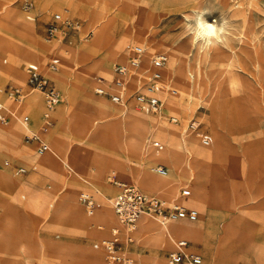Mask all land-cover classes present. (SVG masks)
I'll return each instance as SVG.
<instances>
[{
    "label": "rangeland",
    "instance_id": "1",
    "mask_svg": "<svg viewBox=\"0 0 264 264\" xmlns=\"http://www.w3.org/2000/svg\"><path fill=\"white\" fill-rule=\"evenodd\" d=\"M32 1L34 7L31 12H28L24 8L25 0H0V12L3 7L11 4L10 6L15 9V13L19 14L21 17H28L27 15H30V21L22 24V26L32 31L22 33L17 25L11 22L6 23L4 30H2V34L0 35V90L6 85L15 86L12 80L4 78H13L12 71L18 60L17 48L21 43L25 44L24 49L27 50L30 49V47H34L35 43H50L54 40H58V49L65 46L71 50H76L81 45H88L91 48V52L81 55L80 58H85L86 61L84 64L88 63L90 65L99 57L111 54L120 37L127 33L146 38L145 40L150 42L154 41L171 47L178 46L183 52V62L180 65L181 73L178 78L179 82L182 83L183 78L187 76L189 70L194 71L196 69H201L204 73L202 77L197 74L195 75L199 96L194 100L196 103L193 101V110L190 112H184L183 110L177 112V109H167L165 103L163 106V113L146 114L159 116L162 117L164 122L173 123L168 116L172 114L179 118V124H182L183 130L187 131V133L208 131L214 135L215 143L210 148L211 157L205 163L207 168L205 184L208 189V194L211 195L214 201L217 200L215 191H220V166L223 165V163L229 164V162L233 164L243 155L251 157V159L247 160L249 165L257 169L256 174L262 177V181L264 182V0ZM88 5L90 7H88ZM55 13H61L64 22L60 21L56 23L59 30L56 36H51L48 32V27L53 23ZM201 13H203L208 20H217L216 22L220 25L225 21L228 22L225 32L221 34L220 41H216V43L214 42L213 44H206L203 40L194 41L193 33L188 31V26L194 25L195 18L198 14L201 15ZM142 20L143 22L145 21L144 25L141 24ZM66 21L71 23L66 24ZM130 43L143 46L139 41L129 42L128 44ZM161 52L169 55L165 51ZM54 58L60 57L58 54L50 52L44 61H31L25 63V73H27V66L29 63L34 62L38 64L43 74L50 77L61 91L63 99L62 103L58 106H62L66 101L68 90L63 83L55 80L49 73V71H64L61 58L56 68L53 69L50 67V63ZM127 60L128 51L123 61L117 59L114 64ZM188 63H190L191 66ZM84 64L80 63L78 67L81 68ZM199 64L201 66H199ZM152 71L149 77L145 76L133 88L126 87V99L129 98L126 102L133 105L139 112L141 111L136 107L133 92L137 90L145 91L146 84L150 80ZM99 76H101V74H94L92 78L93 84L89 90L95 96L108 100L96 93L98 85L97 78ZM70 78V81H74V77L70 76ZM16 85L21 88H26V84L21 83L20 80L16 82ZM106 88L113 89V84H107ZM164 89H167V92L170 94L172 89H176L178 92L173 96H178L180 94V89L176 85H170L168 88L164 87ZM35 92H37V90H31L26 94L24 99L15 102H24ZM40 95L42 99H44L45 107L48 108L45 95L41 92ZM211 99H216L217 107L222 113L219 122H212L210 118H208L210 111L207 104ZM75 109L77 111H90V108L85 105L84 100L79 101ZM93 110L94 109H92V111ZM26 119H28L29 123L30 119L35 121V119L29 116H27ZM48 119H53L54 124L46 126L45 123ZM191 119L199 123L198 130H187V125ZM57 125L58 120L51 117V115H46L40 124L36 121L34 125L31 123L29 124L31 129L45 142L46 134L54 130ZM11 126L12 119L9 117H7V122L5 123L0 121L1 140H10L9 130ZM18 126L21 130V135L19 137L21 146H24L27 150H34V152L40 156L47 152L39 153L35 146L30 145V142H28L25 137L26 129L21 123H18ZM86 127V123L75 120V128L73 127V130H75L72 134V136L74 135L73 138L75 141L79 140L81 130L86 129ZM231 141H233V144H230ZM66 142L68 143V147L77 149L78 158H87L89 155L90 163L86 166V168H88L92 162L94 152L85 154L80 148H76L78 146L74 141L67 140ZM83 145L84 144L81 146ZM150 146L155 149L153 140ZM65 148L66 145L62 146V149ZM221 149H224V155L229 156V158H227V156L226 159L221 157V154H223ZM10 151L12 152L13 150ZM11 152L0 150V167L7 169L12 177H21L20 175L14 174L12 169L14 165H19L27 169L26 174L22 175L25 176L23 178L24 181L28 179L26 176L32 172V170H30L31 168L39 170L36 164H32L28 155L24 158H20L18 152ZM127 164L131 165L133 163L127 162ZM165 165L168 166V164ZM65 170L73 175H77L69 169ZM42 172L53 177V170L49 166H44ZM84 176L90 180L88 175L84 174ZM114 176L115 175L104 176L102 174L96 180L89 181L94 182L95 185L80 178L85 184L84 191H76L70 184L65 182L57 191H50L51 195L47 196V200L45 198L41 200L42 205L40 211L36 209V204L32 200L29 201L30 195L28 193L24 191H0V215L3 212V203L8 202L13 196L16 197L17 203L26 205L21 212L23 223L28 229L21 233V239L14 242V247L28 245L30 243L37 245L38 242L41 241L40 239H44L52 248H54L53 245L55 244L67 242L75 248L67 264H77L78 259L79 261L80 259L90 261L92 256L91 252L94 251H101L103 254L102 257L104 259L99 263L101 264L106 259V252L103 249H95L94 243L100 241L101 238L111 240L116 237L122 242L123 251L135 261L137 260V263L144 264L143 256L152 255H158L164 258L161 262L163 263L165 257L161 255H165L168 250H160L159 253H161V255L157 252L154 253V250H159L160 248H158L153 241H148L147 239L145 241L143 239L138 240L135 238L133 243H128L127 236L122 233L121 229L115 227H111L107 235L98 237L93 235L88 228H70L68 223L61 224L62 220L53 219V209L55 206H58L62 197H66L69 201L68 211L71 216L76 209H85L90 212L104 210L105 202L101 198L102 191L99 192L96 186L103 191L106 189L107 191L105 192L113 199L117 191H109L108 189H122V186H120V188L114 183L118 180ZM236 180L235 178L234 181L236 182ZM119 183L122 184L123 187L126 185L137 186L147 193L162 197L169 203H174L175 199H178L176 202L182 201V197L179 194L181 187L190 185L191 183L196 184L195 187L193 186V191L197 187L196 179H188L186 182L180 183L177 195L168 196L164 193L146 189L133 179L121 177ZM227 185L226 178L223 184V190H226ZM45 186L49 185L46 184ZM32 193L36 195L37 193H41V197L45 195L44 191H32ZM85 194L91 195L95 200H99L100 205L93 208L87 207L81 200V197ZM223 194V201L226 203V206L237 211V213L231 217L230 226L239 237H242L241 239L247 240L246 236L248 232H252L254 227H264L263 210L252 209L250 207L251 203H234L232 193L229 191H224ZM237 198L238 201L241 202L248 201L256 203L260 200L262 203L264 191L263 194L260 195L258 191H245L244 189H240ZM205 210L208 214L213 211L208 208V205ZM199 211L203 213L202 210ZM213 214H215L214 211ZM144 218L157 220L155 217L144 215L132 229V235H134L140 221ZM200 220L204 221L202 218ZM215 220L216 216L213 219V223ZM223 224L224 221H222V223L219 222L221 227ZM2 227V222H0V228ZM57 234L60 235L59 238L56 237ZM215 243L217 258L219 260L218 263L227 264V258L233 257L234 235L229 230L220 231V234H217ZM7 244L8 241L0 237V264H6L8 256L10 255L9 252L5 251ZM256 244L260 245L259 243ZM201 251L203 253L204 250L202 249ZM143 253L153 254L146 255ZM235 258L241 264H264V249L254 247L252 244L248 243L243 245L242 249L235 250ZM236 260L233 258L230 264H237ZM18 264L25 263L20 260Z\"/></svg>",
    "mask_w": 264,
    "mask_h": 264
},
{
    "label": "bare ground",
    "instance_id": "2",
    "mask_svg": "<svg viewBox=\"0 0 264 264\" xmlns=\"http://www.w3.org/2000/svg\"><path fill=\"white\" fill-rule=\"evenodd\" d=\"M10 5L3 7L0 12V35L2 34V30H4L6 23H9L8 17H10L11 13L15 12V9ZM88 7L90 6L88 5ZM27 16L30 17V15ZM198 16H200V14H198ZM203 19L208 23L215 22V26L217 28L220 27V24L216 22L217 20H208L204 15ZM21 22L25 24L27 18L22 19L19 25L16 23L13 24L17 25L22 33L26 31L32 32L31 30H26ZM144 23L145 21L143 22L142 20L141 24L144 25ZM58 30L59 28L53 36L57 34ZM145 39L146 38L137 37L133 34L127 33L120 37L111 54L99 57L91 65L88 63L84 64L86 59L80 58L81 55L91 52V48L88 45H81L76 50H71L65 46L58 49V40H54L50 43H35L34 47H30V49L27 50L24 49V43L19 44V47L17 48L18 60L12 71L13 77L17 70L20 69L21 65H25V63L31 61H44L48 54L53 52L58 54L61 58L64 71H49V73L55 80L65 85L68 90V95L66 99L64 98L66 101L62 106H58L56 110H50L45 107L44 99H42L40 91L30 95L24 102H15L5 94L0 93V103L7 108L9 112L8 117L12 119V126L9 130L10 141L13 143L12 146H14L17 151L21 146L19 143L21 130L18 123H21L23 119L29 116L40 124L46 115H51V117L58 120L57 127L45 136L46 142L52 144V146L42 156L36 154L34 150H28V156L30 157L32 164H36L40 171H42L44 166L51 167V165L56 162L58 163L59 161L63 165V168L75 172L79 178L95 185L94 182L89 181L96 180L102 175V173H100L101 169L108 165V167H111L115 172H120V177L133 179L146 189L157 191L158 193H164L168 196L177 195L180 183L186 182L188 179H196L197 187L195 188V191H204L207 172L205 163L211 157L210 148L212 145H203L199 132L189 134L187 131L183 130L182 124L166 123L162 117L152 116L144 112L141 113L137 111L133 105L126 102V87L133 88L145 76L149 77L150 72L154 68L152 58L161 51H165L169 54V61L167 65L162 68V84L167 88L170 85H176L180 89V94L178 96H173L168 93L167 89H163L159 93L160 97L164 100V105L166 103L167 109H177V112L181 110L184 112L192 111L193 101L199 96L195 75L197 74L202 77L204 73L201 69H196L194 71L189 70L187 76L183 78L182 83H180L178 78L181 73L180 65L183 62V52L181 48L178 46L171 47L169 45L159 44L154 41L150 42ZM135 41H139L143 44V60L139 66L132 68L126 77L123 90L125 100L121 104H118L92 94L89 88L93 84L92 78L94 74H101V76L97 78V81H99V78H104V87L109 83L113 84V66L115 61L117 59L123 61L127 53V44ZM214 42L216 43L215 39H213V43ZM80 63L84 64L81 68L78 67ZM188 64L190 65V63ZM199 66L201 65L199 64ZM70 76L74 77V81H70ZM20 81L25 84L24 80ZM98 86L99 85H97V87ZM81 100H88L89 102L97 104L98 110L93 117L91 116L82 120V122L86 123L87 127L86 129L81 130L79 140L75 141L73 138L74 135L72 136L75 130H73V127L75 128V120L81 121L75 117V106ZM207 106L210 111L208 118H210L212 122H219L222 113L217 107L216 99H211ZM30 109H32L33 112H30ZM37 110L39 111V115L35 113ZM104 124H106V126H104ZM108 125H111V128H109L110 126L108 127ZM28 127L31 129L29 125ZM115 129H118L117 131L122 137L121 146L125 152L124 160H108L103 154H101V152L95 150L92 162L88 168H81L77 162V160H79L77 149L68 147L65 151H62L54 146V144H56V139L61 136L65 137L66 141H74L78 146L76 148H80L79 146L84 144V141L87 139L91 141L93 140L97 143L93 142L87 144V146H89L88 148H92L94 144H99V138L107 135V133L112 134V130ZM1 138L2 136L0 133V140ZM155 138L163 141V149L157 150L151 148L150 145ZM133 147H136L139 151L136 152L132 150ZM221 151L223 153L224 149H221ZM226 156L227 155H224V153L221 154V157L224 159H226ZM227 158H229V156H227ZM127 162L133 164L128 165ZM158 163L163 165L168 164L169 167L165 165L168 168L166 175H160L155 171V167ZM226 166L227 164L223 163L222 167L225 168ZM84 174L88 175L90 180L87 179ZM118 185L123 188L122 184L118 183ZM96 189L99 192L102 191L101 198L105 202L104 210L90 212L81 209V214L78 217V220H76L75 218H71L73 216H71L68 211L69 202L62 201L64 198L62 197L58 206H55L53 209V219L62 220L61 224L68 223L70 228H88L92 234H96L99 237L107 235L110 232L111 227L121 229L125 236L129 234L132 235V231L130 233L127 227L116 216L112 204L113 199L107 192H105L107 190L105 189L103 191L98 186H96ZM36 196L41 197V193H37ZM177 200L178 199H175L174 203ZM33 202L36 204V209L40 211L42 201L39 200ZM185 203L203 211L209 204L201 192L194 193ZM97 206H99V203L95 200L94 207ZM215 216L216 215L213 214V211L210 212L208 214V222L206 225L202 220L189 222L182 219L161 222L159 220H149L144 218L140 221L138 229L134 232L132 237L134 236V238H137L138 240L143 239L145 241L147 239L148 241H153L160 249L170 248L176 240L173 232L175 230H181L187 234L199 236L201 238L200 243L204 248L209 250L212 247V244L210 243L209 238L207 239V233L214 225L213 219ZM40 240L41 241L38 242L37 245L30 243L28 245L15 247L18 249L16 250L17 252L10 253L6 264H18L20 260L25 264H67L70 257H72L71 255L75 251V248L67 242L55 244L53 245L54 248H52L44 239ZM97 250L100 249L97 248ZM91 253L92 256L90 261L81 259L79 261L78 259L77 264H99L103 261L104 258L102 257L103 254L101 251H94ZM143 257L144 264H161L164 260V258L158 255Z\"/></svg>",
    "mask_w": 264,
    "mask_h": 264
},
{
    "label": "crops",
    "instance_id": "3",
    "mask_svg": "<svg viewBox=\"0 0 264 264\" xmlns=\"http://www.w3.org/2000/svg\"><path fill=\"white\" fill-rule=\"evenodd\" d=\"M25 18H27V22L30 21L29 17H26V16L21 17L19 14L13 12L10 14V17H8V20H9V22L16 23L17 25H19L20 21L22 19H25ZM21 24H24V23L21 22ZM26 30H29V29L26 28ZM127 61L120 62V63H126ZM32 63H34V62H32ZM117 64H119V63L117 62L116 64H114V68H113L114 76H115V70L114 69H115V66ZM39 68H40V66H39ZM25 69H26V66L21 65L20 69L17 70V72L13 78L12 77L4 78L7 80H12V82L15 86L6 85L5 87H3L0 90V93H3L8 98H10L7 95L6 91L10 87H18L16 85V82L18 80H24L25 84H26V88H21V87H18V88H21L23 91L26 92V94L29 91H31V89L27 83L28 77H27V73H25ZM40 70H41V68H40ZM153 70H154V68H153ZM53 83L55 84L54 81H53ZM138 91L139 90L133 92L134 99H135V93ZM99 96L105 97L108 100L112 101L109 96H106V95H99ZM10 99H12V98H10ZM128 99L129 98H127L126 101ZM12 100L17 101L15 99H12ZM84 103L86 106H88V108H90V111H77V110L75 111L76 119L81 120V121L85 120L88 117H91V116L93 117L94 114L96 113V111L98 110L97 104L89 102L88 100H84ZM135 103H136V107H137L136 99H135ZM60 104H58V105H60ZM118 104H121V103H118ZM58 105L55 107V110L57 109ZM92 109H94V110L92 111ZM29 111L33 112L32 109H30ZM141 112H143V111H141ZM35 113L37 115H39L38 110ZM168 116L170 119V117L174 116V115L169 114ZM192 120H194V119H191L190 121H192ZM190 121H189V123H190ZM179 122L180 121L178 120V122H173V123H179ZM30 123L32 125H34L35 121L30 119ZM104 126H106V124H104ZM104 126H102V127H104ZM108 127L111 128V125H108ZM117 130L118 129L112 130L113 131L112 134L107 133V135L103 136L102 138H99V140H98L99 144H94V146H92V148H88L89 146H87V144L93 143L94 141L93 140L91 141L89 139L85 140L84 145L80 147L81 151H83L85 154H91L96 150V151L101 152V154H103L108 160H112V159L124 160L125 159V152L121 146L122 137H121V134ZM203 133H210V132L204 131V132H201L200 135L202 136ZM210 134L214 137V135L212 133H210ZM154 140H158V139H153V141ZM158 141H160V140H158ZM160 142L162 143V141H160ZM94 143H97V142H94ZM214 143H215V137H214L213 143H211L210 145H206L202 142V144L205 146H211ZM12 144L13 143L10 140L2 139V140H0V150L5 151V152H11L10 150H13L11 153L18 152L20 158H24L29 154V151L24 146H20L19 150L17 151L14 148V146H12ZM47 144L49 145V149H50L52 144H50V143H47ZM230 144H233V141H231ZM30 145L35 146L37 151H38L39 144L37 142H30ZM64 145H66V148L62 149V146H64ZM54 146L57 149L65 151L68 148V143L66 142V138L59 136L56 139V144H54ZM87 148H88V150H87ZM132 150H134L136 152L139 151V149H137L136 147H133ZM78 159L79 160H77V162L81 168H86V166L90 163L89 155L87 156V158L79 157ZM249 159H251L250 156H244L243 155V156H241V158L237 159L233 164L230 162H229V164L227 163L228 165L225 168H223L222 165L220 166L221 183H220V188H219L220 191H215V193L217 195L216 201H214V199L211 197V195L208 194V189H207L206 184H205L204 191H195V190L193 191V189H194L193 186L194 187L196 186L195 183H191L190 185L183 186L180 188L179 194L182 197V201L177 202V203H180V204H182L188 208L195 209L199 212V218L197 220H195V221H191L189 219H183V220H186L189 222H197L202 218L204 220L205 225L208 222V212L206 210H204V211L202 210L203 213H201L196 207H194L192 205H188L185 203L194 193H200L201 192V194H203L205 196L206 200L209 203L208 208L212 209L215 212L216 220L214 222V225L211 227L210 231L207 233V239L209 238L210 243L212 244V247L209 250L207 248H204V246L200 243L201 238L197 235L187 234L181 230H175L173 232V234L176 237V240L174 241L172 248H162L159 250H154L155 251L154 253L157 252L160 255H161V253H159L160 250H164V249L168 250L165 255H161V256L165 257V261L161 264H166L168 262V258H169L170 253L176 250V242L178 240H186L188 242V246H187L186 250L188 252H194V253L200 254L203 257V264H219L218 263L219 260L217 258L215 241H216L217 234H220V231L223 232L226 230H229L234 235L233 257L227 258V262H226L227 264L232 263L233 258L236 260L235 250L242 249L243 245L250 243L254 247L264 249V227H261V226L254 227V230L252 232H248V234L246 236L247 240L241 239L242 237H239L235 233L233 228L230 226L231 217L234 214H236L237 211L234 210L233 208H228L226 206V203L223 201L224 200V198H223L224 197L223 184H224L225 179L227 178V184L228 185H227L225 191H229L232 193L234 203H238V202H240L241 204H250L251 203L250 207L252 209L264 211V198H262V203L260 200H258V202H256V203L255 202L254 203L248 202V201L241 202V201H238V198H237V194H238V191L240 189H244L245 191H258V193L260 195H262L263 191H264V182L262 181V177H259L256 174L257 169L255 167L249 165V163L247 161ZM158 165H162L168 170V168L165 165H163L161 163H158ZM20 167L21 166H19V165H14L12 167L14 174L21 176L18 178L12 177L8 173L7 169L0 167V191H24L30 195L29 201L30 200H32V201H39L40 200L41 201L43 198H45L47 200V196L51 195L50 191H57L58 188L61 187L63 185V183H65V182L67 184H70L74 188V190H76V191H84V188H85L84 185L85 184L83 183V181L77 175H73L70 172L66 171L63 168V165L59 161H58V163L56 162L53 165H51V168L53 170V177L48 176L46 173H44L38 169L31 168L30 170H32V172L28 176H26V177H28V179H26L24 181L23 178L25 176H22V175L26 174L27 169L25 168L26 172H24V173H18L17 169ZM221 170H222V172H221ZM100 173H102L104 176L115 175L114 177H116L118 180H116V182H114V183L117 185L121 180V177H120L121 173L115 172L111 167L109 168L108 165L106 167H103L101 169ZM225 176H226V178H225ZM235 178L237 179L236 182L234 181ZM114 183H112V184H114ZM46 184H49V186H45ZM118 187H120V185H118ZM186 187L191 189V194L189 196H183L181 193L182 189L186 188ZM108 190L109 191H117L116 194L114 195V196H116L118 193L121 192L122 189H116L115 190V189L109 188ZM141 190L146 194L155 195L152 193H147L143 189H141ZM32 191H44L45 195L43 197H37L36 194L32 193ZM15 198L16 197L13 196L12 199H10L8 202L3 203V212L0 215V222H2V225H3V227L0 228L1 229L0 237L3 238L4 240L8 241V244H7V247L5 248V251H7L9 253H16L17 252L16 250H18V249H16L14 247V242L21 239V235H22L21 233H23V231L28 229V227L23 223L22 212H21V210L24 209L26 207V205H22L20 203H17ZM63 200L66 202H69L66 197H64L62 199V201ZM29 201H28V203H29ZM96 201L100 205V201L99 200H96ZM114 212H115V210H114ZM80 214H81V210L76 209V211H74V213L72 214L73 217H71V218H75L76 220H78V217L80 216ZM180 220H182V219H180ZM221 220L224 221V224L222 227H221V225H219V222L222 223ZM93 235H96V234H93ZM96 236H98V235H96ZM56 237L59 238L60 235L57 234ZM102 240H104V239L101 238L100 241H102ZM134 240H135V238H134ZM100 241H98V242H100ZM98 242H96V243H98ZM256 243H259L260 245H257ZM94 245H95V243H94ZM94 248L97 249L95 246H94ZM98 249H103V248H98ZM202 249L204 250L203 253L201 251ZM131 253H142V252H131ZM143 254H146V253H143ZM152 254H146V255H152ZM236 262H237V264H241L237 260H236ZM101 264H103V263H101Z\"/></svg>",
    "mask_w": 264,
    "mask_h": 264
},
{
    "label": "built area",
    "instance_id": "4",
    "mask_svg": "<svg viewBox=\"0 0 264 264\" xmlns=\"http://www.w3.org/2000/svg\"><path fill=\"white\" fill-rule=\"evenodd\" d=\"M34 4L32 0H25L24 8L31 12ZM63 21L64 18L61 13L54 14V21L48 27V32L51 36L57 31L58 27L56 23ZM71 22L66 21V24ZM128 51V61L126 63H119L115 66L114 76V88L107 89L104 87V78H99V86L96 88V93L99 95L109 96L115 103H122L124 98V87L126 77L132 68L137 67L143 60L144 48L142 45L130 43L126 46ZM169 61V57L166 53H157L152 58V64L154 70L150 76L149 82L146 84L145 91H138L135 93V99L137 101V107L139 110L145 113L161 114L163 113L164 100L160 97L159 92L164 89L162 84V68H164ZM60 63L59 58H54L51 63V68H56ZM27 83L31 90H37L43 93L46 97V105L48 109L54 110L55 107L62 101L63 96L61 91L56 87L53 81L46 77L39 66L35 63H30L27 66ZM7 95L17 101L26 97V92L18 87H10L7 91ZM176 89L171 90L172 95L177 94ZM7 108L0 103V121L7 122L8 117ZM172 122H178V118L171 116ZM21 124L26 129V140L28 142H37L38 152L44 153L49 150V145L43 141V139L28 125L30 124L28 119H23ZM46 126L54 124L53 119L46 121ZM199 129V123L196 120L190 121L187 126L188 131H196ZM201 141L210 145L214 141V137L210 133H203ZM153 146L157 150L163 149V144L158 141H153ZM156 171L161 175H166L168 170L158 165ZM18 173L26 172V169L20 167L17 169ZM183 196H189L191 189L186 187L182 189ZM82 202L87 207L93 208L95 206V200L91 195L85 194L81 197ZM114 210L120 221L127 227L131 233L132 229L143 215H149L155 217L157 220L164 222L167 220H180L189 219L195 221L199 218V212L195 209L188 208L180 203H169L157 195H150L144 193L139 187L131 185L123 187L121 192L113 197L112 201ZM128 243H132L134 238L132 235H127ZM96 248H103L106 252V259L103 264H139L132 257L127 255L123 251L122 242L118 238L113 240L104 239L94 245ZM188 242L186 240H178L176 242V250L171 252L166 264H203V257L194 252H188L186 250Z\"/></svg>",
    "mask_w": 264,
    "mask_h": 264
},
{
    "label": "clouds",
    "instance_id": "5",
    "mask_svg": "<svg viewBox=\"0 0 264 264\" xmlns=\"http://www.w3.org/2000/svg\"><path fill=\"white\" fill-rule=\"evenodd\" d=\"M227 22L225 21L219 28L215 26V22L208 23L203 19V13L195 18V24L188 26V31L193 33L195 40H203L206 44H212L213 39L217 42L221 39V34L225 32Z\"/></svg>",
    "mask_w": 264,
    "mask_h": 264
}]
</instances>
